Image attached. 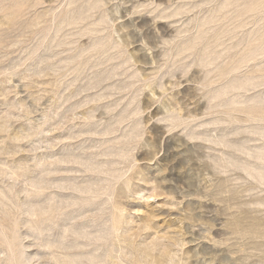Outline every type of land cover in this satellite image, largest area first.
I'll use <instances>...</instances> for the list:
<instances>
[{
    "label": "rangeland",
    "instance_id": "1",
    "mask_svg": "<svg viewBox=\"0 0 264 264\" xmlns=\"http://www.w3.org/2000/svg\"><path fill=\"white\" fill-rule=\"evenodd\" d=\"M0 264H264V0H0Z\"/></svg>",
    "mask_w": 264,
    "mask_h": 264
},
{
    "label": "bare ground",
    "instance_id": "2",
    "mask_svg": "<svg viewBox=\"0 0 264 264\" xmlns=\"http://www.w3.org/2000/svg\"><path fill=\"white\" fill-rule=\"evenodd\" d=\"M51 218V217H50Z\"/></svg>",
    "mask_w": 264,
    "mask_h": 264
}]
</instances>
